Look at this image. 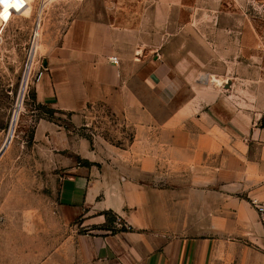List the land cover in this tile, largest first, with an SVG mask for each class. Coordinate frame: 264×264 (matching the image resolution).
Segmentation results:
<instances>
[{
	"label": "crops",
	"instance_id": "1",
	"mask_svg": "<svg viewBox=\"0 0 264 264\" xmlns=\"http://www.w3.org/2000/svg\"><path fill=\"white\" fill-rule=\"evenodd\" d=\"M121 34L83 14L38 53L47 69L39 103L78 125L103 108L131 133L119 146L57 132V200L70 232L40 264H226L221 251H264V71L252 56L205 85L162 65L143 71L139 59L134 70ZM104 212L129 231L107 232Z\"/></svg>",
	"mask_w": 264,
	"mask_h": 264
},
{
	"label": "rangeland",
	"instance_id": "2",
	"mask_svg": "<svg viewBox=\"0 0 264 264\" xmlns=\"http://www.w3.org/2000/svg\"><path fill=\"white\" fill-rule=\"evenodd\" d=\"M26 1L11 20L14 9H0V264H40L70 232L57 200L65 174L54 149L58 131L89 141L99 135L119 146L131 137L120 117L103 108H90L78 125L72 113H51L35 98L29 69L43 61L38 53L45 41L60 37L74 18L87 14L123 31L122 54L134 70L139 59L143 71L162 65L175 77L186 72L205 85L216 75L230 77L238 58L252 56L264 71V0ZM218 80L223 88L231 83ZM116 222L117 229L127 227ZM217 262L264 264V251L237 246L219 252Z\"/></svg>",
	"mask_w": 264,
	"mask_h": 264
},
{
	"label": "built area",
	"instance_id": "3",
	"mask_svg": "<svg viewBox=\"0 0 264 264\" xmlns=\"http://www.w3.org/2000/svg\"><path fill=\"white\" fill-rule=\"evenodd\" d=\"M8 7H9V10H11L12 8L14 9L13 10V16H14L15 14L22 13V11L27 7V2L25 0H0V8L6 9ZM110 62L114 65H119V60L117 57L111 58ZM46 73H47V69H46V66L44 65V61L42 60L38 62L35 61V64L30 70L29 77H31L32 75L34 82L38 84L42 81ZM257 208L260 213H264L263 206H257Z\"/></svg>",
	"mask_w": 264,
	"mask_h": 264
},
{
	"label": "trees",
	"instance_id": "4",
	"mask_svg": "<svg viewBox=\"0 0 264 264\" xmlns=\"http://www.w3.org/2000/svg\"><path fill=\"white\" fill-rule=\"evenodd\" d=\"M49 112L53 113L54 110L49 109ZM107 220V225L104 227V229L109 232L110 234H117L118 232H126L129 231L127 227H122L120 229H117L116 227V221L119 219V217L114 214L113 212H104L103 213Z\"/></svg>",
	"mask_w": 264,
	"mask_h": 264
},
{
	"label": "bare ground",
	"instance_id": "5",
	"mask_svg": "<svg viewBox=\"0 0 264 264\" xmlns=\"http://www.w3.org/2000/svg\"><path fill=\"white\" fill-rule=\"evenodd\" d=\"M25 1H26V0H25ZM26 2H27V1H26ZM27 6H28V5H27ZM0 9H3V8H0ZM8 10H9V7H8ZM10 11H12V10H10ZM12 17H13V11L11 12L10 20L12 19ZM33 65H34V63H33ZM33 65H31V67H30V69H29L28 76H27L28 80H29V73H30V70H31V68L33 67Z\"/></svg>",
	"mask_w": 264,
	"mask_h": 264
},
{
	"label": "water",
	"instance_id": "6",
	"mask_svg": "<svg viewBox=\"0 0 264 264\" xmlns=\"http://www.w3.org/2000/svg\"><path fill=\"white\" fill-rule=\"evenodd\" d=\"M3 152H4V150H2V152H0V157H1V155L3 154Z\"/></svg>",
	"mask_w": 264,
	"mask_h": 264
}]
</instances>
